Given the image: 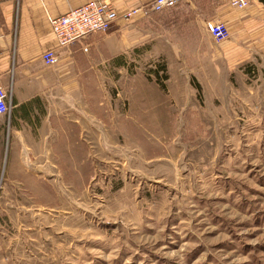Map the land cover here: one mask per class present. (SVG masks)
I'll return each instance as SVG.
<instances>
[{
    "label": "rangeland",
    "instance_id": "1",
    "mask_svg": "<svg viewBox=\"0 0 264 264\" xmlns=\"http://www.w3.org/2000/svg\"><path fill=\"white\" fill-rule=\"evenodd\" d=\"M204 4L120 19L97 126L0 161V264H264V43H215Z\"/></svg>",
    "mask_w": 264,
    "mask_h": 264
},
{
    "label": "crops",
    "instance_id": "2",
    "mask_svg": "<svg viewBox=\"0 0 264 264\" xmlns=\"http://www.w3.org/2000/svg\"><path fill=\"white\" fill-rule=\"evenodd\" d=\"M92 1L0 0V87L8 92L10 106L9 113L0 116V161L30 159L33 148L57 144L64 130L97 126L96 115L82 110L81 81L93 73L97 58L111 59L127 50L124 36L128 31L119 18L114 24L117 30L90 35L62 49L49 24V18L64 16ZM103 1L121 17L153 0ZM186 1L199 11L204 3L208 5L210 14L204 24L218 20L234 30L233 37L245 39L235 42L237 49L264 43L258 40L264 37V0H250L244 10L229 6L228 0ZM52 49L59 63L49 68L41 55ZM102 50L104 55L97 56Z\"/></svg>",
    "mask_w": 264,
    "mask_h": 264
},
{
    "label": "built area",
    "instance_id": "3",
    "mask_svg": "<svg viewBox=\"0 0 264 264\" xmlns=\"http://www.w3.org/2000/svg\"><path fill=\"white\" fill-rule=\"evenodd\" d=\"M183 1L184 0H153L119 17L111 4L103 0H95L66 12L64 16L49 18V24L56 45L63 49L71 44L81 42L90 35L106 34L110 32L119 18L126 20L135 14L161 12L175 7ZM228 4L234 9L244 10L250 4V0H228ZM204 26L208 35L215 43H223L228 40L229 30L224 23L218 20L207 21ZM41 60H43L44 65L49 68H53L59 63L58 56L53 49L43 52ZM8 99V92L0 87V116L9 113L10 106Z\"/></svg>",
    "mask_w": 264,
    "mask_h": 264
}]
</instances>
